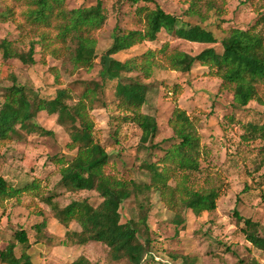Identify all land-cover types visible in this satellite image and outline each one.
<instances>
[{
    "label": "rangeland",
    "instance_id": "obj_1",
    "mask_svg": "<svg viewBox=\"0 0 264 264\" xmlns=\"http://www.w3.org/2000/svg\"><path fill=\"white\" fill-rule=\"evenodd\" d=\"M100 1L105 23L94 33L95 66L87 71L72 67L69 59L76 48L74 42L65 46L55 43V31L31 27L25 22V6L14 0H0V43H11L22 53L33 45L35 61L34 66L23 67L16 60H4L0 51V109L6 89L12 86L10 75L18 85L25 87L31 103H36V99H52L58 89L71 83L96 80L101 66L108 61L102 55L112 43L114 28L142 30L145 24L143 9H153L154 4L191 26L198 25L210 31L218 41L227 37L233 28L255 26L264 36V0H201L197 7L199 16L194 17L184 16L191 0ZM64 3L67 10L89 9L96 5V0H65ZM42 36L50 49H58V59L44 53L39 42ZM164 42L192 55L210 47L192 42L191 31L175 29L171 37L162 32L155 43L138 45L113 58L122 61L149 48L157 49ZM214 47L219 48V43ZM124 78L147 85V100L142 112L156 119L158 132L154 143L164 150L170 143L177 142L168 141L173 137L168 121L174 107L186 112L201 140L200 172L191 175L188 185L194 190L212 188L219 194L215 212L196 217L185 211L181 214L185 223L178 228L172 222L174 212L160 201L157 193L141 195L142 203L148 197L149 231L139 227L138 240L143 242L149 237L161 253L156 261H167V258L169 264H182L183 257L188 264L264 263V251L246 241L242 232L244 225L234 216L236 211L242 219L257 224V235L264 238V141L252 131V127L264 125V105L251 102L245 108L234 106L230 90L221 89V81L209 76L208 70L199 65L189 74L157 69L150 79L136 74ZM74 86L78 93L80 86ZM114 87L115 82L107 83L103 94L105 106L98 104L89 112L94 125L93 137L109 156L104 172L122 181L148 183L149 175L144 165L158 161L164 151H155L149 156L139 145L140 129L130 121H122L115 109ZM257 90L264 100V86H258ZM32 113V122L18 129V136L10 142H0V177L15 188L39 180L43 194L53 196V200L49 206L32 197L4 203L0 208V251L15 243V232L24 230L30 243L37 242L30 250L34 264H70L78 256L95 264H108L105 262L107 250L99 244L64 247V233L67 230L78 232L80 228L71 222L65 229L58 224L56 212L73 201L87 200L93 206L103 202L121 223L138 222L142 214L133 198L119 205L99 199L94 192L67 190L60 182L59 170L76 155V151L68 147L69 132L74 127L59 126L56 118L48 116L42 108H34ZM33 126L52 134L43 136L31 132ZM169 184L175 186L176 179ZM14 252L19 256V245ZM0 264L3 263L0 261Z\"/></svg>",
    "mask_w": 264,
    "mask_h": 264
},
{
    "label": "trees",
    "instance_id": "obj_2",
    "mask_svg": "<svg viewBox=\"0 0 264 264\" xmlns=\"http://www.w3.org/2000/svg\"><path fill=\"white\" fill-rule=\"evenodd\" d=\"M26 7L23 17L31 27L52 29L56 32L55 43L65 46L74 42L76 48L70 53V62L74 70H91L95 66L94 33L103 28L105 17L102 15V2L96 0V5L89 9L80 8L67 10L65 0H14ZM142 0H134L139 3ZM201 0H191L184 16H199L198 4ZM153 3V0H146ZM145 10L142 30H124L116 26L112 43L103 53L108 60L101 66L96 80L87 83H71L58 89L52 99H36L29 101L25 87L17 84L13 75L9 76L12 86L6 89L0 109V142L12 141L18 136V129L32 122L33 109L42 108L44 112L56 118L59 126L70 125L74 129L69 132V148L76 151L75 157L59 170L60 182L71 192H94L99 199L123 205L130 198L136 203L142 214L138 222L128 220L121 223L115 213L109 211L101 202L97 206L73 201L56 212L59 225L68 228L71 222L76 223L78 232L66 231L63 235L64 247L86 246L99 244L106 248L105 262L116 264H169L168 259L160 258L159 249L154 248V242L146 237L143 242L138 240L139 227L149 231L147 225L149 206L148 197L143 203L141 195L155 192L160 201L174 212L173 223L176 228L185 221L181 214L190 211L196 217L213 213L219 194L216 190H194L188 185L192 174L200 172V135L192 120L184 110L174 107L168 126L173 137L166 150L155 144L158 126L156 119L144 114L142 109L147 100V85L125 75L136 74L144 79H150L157 69H166L180 74H189L199 65L208 70L221 81V89L232 93V104L245 108L251 102L264 105L257 87L264 86V36L257 32L255 26L247 29L233 28L227 37L218 41L208 30L195 25L191 26L173 15L165 13L157 4L153 9ZM142 10V11H143ZM3 19L5 16L2 17ZM191 31L192 42L198 45L210 46L197 55L189 54L177 48H171L164 42L157 49H147L140 55L125 60H117L114 56L126 53L132 48L144 44L155 43L158 35L165 32L173 36L174 30ZM39 40L44 53L58 59V49H50L44 36ZM219 43V48L214 47ZM0 51L4 60H16L23 67L34 66V46L31 45L25 53L17 52L11 43H0ZM58 82V81H57ZM115 82V109L122 121H130L141 131L139 145L149 156L155 151H164L158 161L144 165L148 172L149 182L138 184L122 181L104 172L109 162L105 149L94 139V125L89 112L98 104L105 106L103 94L107 83ZM80 90L77 93L76 87ZM39 132L43 136L52 133L33 126L31 132ZM254 134L264 141V125L252 127ZM175 178V186L169 182ZM39 180H33L23 187L15 188L0 177V208L9 201H18L22 197H32L50 205L53 196H46ZM144 204V205H143ZM41 213L39 212L38 215ZM234 216L242 222V230L246 241L254 248L264 251V238L257 235V224L242 219L235 211ZM15 243H10L0 251V261L3 264H34L30 250L37 242L30 243L24 230L13 234ZM21 249L19 256L14 252ZM163 262V263H162ZM176 260L174 261V263ZM182 264H188L183 257ZM172 263V262H171ZM70 264H95L84 256H78ZM176 264V263H175ZM181 264V263H180ZM250 264V263H247ZM251 264H261L253 261Z\"/></svg>",
    "mask_w": 264,
    "mask_h": 264
},
{
    "label": "built area",
    "instance_id": "obj_3",
    "mask_svg": "<svg viewBox=\"0 0 264 264\" xmlns=\"http://www.w3.org/2000/svg\"><path fill=\"white\" fill-rule=\"evenodd\" d=\"M156 260H158V259L156 258ZM261 264H264V263H261Z\"/></svg>",
    "mask_w": 264,
    "mask_h": 264
}]
</instances>
